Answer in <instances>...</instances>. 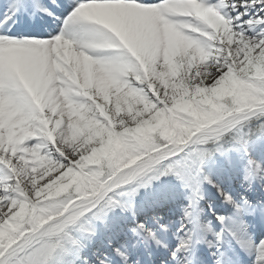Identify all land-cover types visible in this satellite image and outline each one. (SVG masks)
Returning <instances> with one entry per match:
<instances>
[{
  "label": "snow or ice",
  "instance_id": "6c2138e0",
  "mask_svg": "<svg viewBox=\"0 0 264 264\" xmlns=\"http://www.w3.org/2000/svg\"><path fill=\"white\" fill-rule=\"evenodd\" d=\"M262 143L264 0H0V264H264Z\"/></svg>",
  "mask_w": 264,
  "mask_h": 264
},
{
  "label": "bare ground",
  "instance_id": "6f19581e",
  "mask_svg": "<svg viewBox=\"0 0 264 264\" xmlns=\"http://www.w3.org/2000/svg\"><path fill=\"white\" fill-rule=\"evenodd\" d=\"M261 147H264V143H262V144H258L257 145V149L259 150V148H261ZM218 160H219V158H217Z\"/></svg>",
  "mask_w": 264,
  "mask_h": 264
}]
</instances>
